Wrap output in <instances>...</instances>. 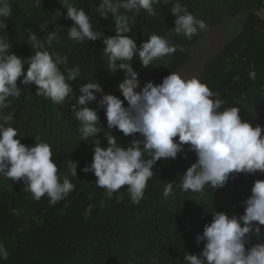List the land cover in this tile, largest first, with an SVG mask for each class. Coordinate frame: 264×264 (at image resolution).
I'll use <instances>...</instances> for the list:
<instances>
[{"label": "clouds", "instance_id": "9594fccd", "mask_svg": "<svg viewBox=\"0 0 264 264\" xmlns=\"http://www.w3.org/2000/svg\"><path fill=\"white\" fill-rule=\"evenodd\" d=\"M52 7L73 22L68 39L96 41L99 51L48 50L64 32L59 24L43 40L29 32L30 57L9 54L0 37V193L24 186L54 206L78 178L94 176L109 196L127 186L139 204L156 163L175 160L186 145L197 159L167 183L165 199L174 183L202 193L237 174L264 175V126L236 106L221 111L224 101L201 79L233 46L246 9L233 0H102L95 10L107 21L97 23L68 1ZM11 15L10 0H0V31ZM216 40L222 47L210 51ZM193 65L198 78H182ZM98 70L102 77L93 78ZM243 206V215L210 211L189 253L168 264H264V180L254 181ZM9 255L0 242V260Z\"/></svg>", "mask_w": 264, "mask_h": 264}, {"label": "trees", "instance_id": "16d2710c", "mask_svg": "<svg viewBox=\"0 0 264 264\" xmlns=\"http://www.w3.org/2000/svg\"><path fill=\"white\" fill-rule=\"evenodd\" d=\"M63 1L83 8L97 23L107 21L95 10L102 0H39V5L36 0H10L12 15L7 29L0 31V37L10 42L8 53L30 57L29 32L43 40L57 24L64 32L48 50L66 48L72 57L99 51L96 41L76 43L67 38L73 22L56 16L52 7ZM233 2L247 10L244 26L233 46L217 64L208 66L201 79L224 101L221 111L236 106L244 120L264 126V0ZM80 68L83 75L89 69ZM100 77L98 70L93 78ZM186 151L188 159L183 157ZM196 159L186 145L175 160L158 161L139 204L131 202L127 186L109 196L94 176L78 178L75 189L54 206L46 195L33 199L24 186L3 190L0 242L10 255L0 264H168L183 258L205 223L211 222L210 211L243 215V201L251 195L254 181L264 180L259 173L237 174L225 187H206L202 193L183 192L174 183V195L165 199L167 183L178 181Z\"/></svg>", "mask_w": 264, "mask_h": 264}, {"label": "rangeland", "instance_id": "374dc122", "mask_svg": "<svg viewBox=\"0 0 264 264\" xmlns=\"http://www.w3.org/2000/svg\"><path fill=\"white\" fill-rule=\"evenodd\" d=\"M223 45L222 41L216 40L214 41L211 46H210V51H215L219 50ZM200 66L199 65H193V66H188L187 68L183 69L179 74H181L182 78H192L196 77L198 78V73H199Z\"/></svg>", "mask_w": 264, "mask_h": 264}]
</instances>
